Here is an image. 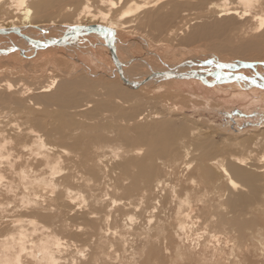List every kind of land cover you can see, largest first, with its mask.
Here are the masks:
<instances>
[{"label":"bare ground","instance_id":"1","mask_svg":"<svg viewBox=\"0 0 264 264\" xmlns=\"http://www.w3.org/2000/svg\"><path fill=\"white\" fill-rule=\"evenodd\" d=\"M263 7L264 0H0V35L24 38L27 46L15 48L24 56L48 47L70 48L82 37L88 41L86 36L103 38L109 61L125 85L103 80L104 95L113 96L110 103L116 110L130 109L121 115L129 117L125 134L135 139L134 145H112L106 153L90 140L83 143L85 135L76 137L79 129L59 133L54 122L37 118L51 109L61 123L81 124L78 117L91 105L76 104L80 81L47 75L49 81L36 89L21 82H0V264H245L248 257L264 264V229L258 224L264 223V135L217 145L210 130L184 128L181 120L186 119L173 113L175 101L171 109L158 100L179 96V91L154 94L156 108L136 115L131 116L136 105L128 104L141 88L160 90L159 84L167 81L197 86L202 81L212 88L228 87L234 95L258 89L264 96L261 79L242 72L264 67V62H229L202 54L167 64L159 55L162 68L156 71L140 62L148 70V77L141 79L135 73L137 61L123 62L114 48L115 35L121 33L136 34L130 44L145 50L152 44L177 48L196 40L211 41L224 33L234 42L255 38L260 43ZM49 11L64 13L42 20ZM52 29L61 30L60 35L47 41L19 34ZM201 62H207L208 71L195 65ZM191 63L198 68L192 69L194 73L199 70L197 75L203 77L179 78L189 73ZM229 68L239 76L225 77ZM130 73L139 79H130ZM205 75L217 76L208 81ZM97 99L89 115L98 113ZM12 113L21 114L26 122L17 121ZM129 139L127 144H132ZM63 140L67 147L55 142ZM108 160L114 163L108 166Z\"/></svg>","mask_w":264,"mask_h":264},{"label":"rangeland","instance_id":"2","mask_svg":"<svg viewBox=\"0 0 264 264\" xmlns=\"http://www.w3.org/2000/svg\"><path fill=\"white\" fill-rule=\"evenodd\" d=\"M63 13L64 11H61L58 15V13L55 14L53 11H49L48 17L43 18L42 20L53 19V17H56L57 15L60 16ZM70 29H72V27ZM60 32L61 30H57V29H52L46 33H41V31H38V30H31L30 32H26V33L23 31H19V34L21 35L29 34L35 37L36 39L40 38L41 40L42 39L52 40L53 38L58 37L60 35ZM123 34L121 33L119 36L115 35V40H114L115 52L117 53V55L120 56L121 59L125 60V61L123 60V62L128 61L127 63L129 64L131 63L132 59H133L132 63L134 61H137L136 63L138 65V69H136L135 73L141 79L148 77L147 76L148 70L147 68L140 66L142 65L141 63L148 64L150 67L153 68L154 71H156L157 67L162 68L160 62L158 61L159 55H160L159 58L161 60L163 58L162 60L163 62L165 63L168 62L167 64L169 63L171 64L172 61L178 60L180 58H183L185 60V59L191 58L192 55L201 56L202 54H203V57L213 56L215 58L224 59L225 61H229V62H232V61L233 62H239V61L247 62L249 60H256L258 62H264V42H263L264 40L259 43V41L255 40V38H254V41L253 40L248 41L247 39H245L248 42H237V41L234 42L231 34L229 36L228 33H224L220 35L221 37L217 38L219 39V41H216L217 39H212L213 41L212 40L211 41L196 40L193 43L192 42H189L187 44L182 43L185 45L184 46L179 45L177 46V48L174 46H169L168 48L161 47L162 49L152 44L151 45L152 48L146 47V50H145L144 49L145 46H142V49H141V46L138 43L132 44V45L130 44V43H133L132 42L133 39L137 40L138 37L136 34L132 33L133 36L131 34H128L127 36H125L126 34L124 35ZM152 34L154 35V37L157 36V33L155 34L153 32ZM158 37L159 36H157V38ZM86 38H88V41H83V37H82L81 39L78 40L80 43H78L77 45L70 46V48L69 46L48 47V48L42 49L41 51L37 53H34L32 51L31 55L26 54L29 57L27 58V56H24V54L19 53L18 51L15 50V48L18 47L19 44H20L19 47H22L24 45L27 46L28 43L23 42L24 38L18 36L15 33H12L10 37H7V38L0 35V52L2 51L0 53V82L2 83V81L4 82L6 80L14 84H18V82L19 83L21 82V84L25 86H28L32 89H36L41 84L45 83L46 81H49L50 77H56L55 75H57L58 79L62 81L65 80L64 82H72L76 84L77 81H80V83H83L82 84L83 88L82 86L77 84L78 85L77 92L75 93V95H77V97L75 98L77 102L76 104L84 105L85 103L89 102L92 107L95 104L94 102L95 99L98 98L97 102L98 100H100L101 105L100 104L98 105L99 111L95 116L91 114L89 115V111L91 108L90 107L87 113L80 115L78 117L80 118L79 120L81 121V124L77 123V120H75L65 125L60 122L59 117L56 114H50V112L52 111L51 109H47V111L37 114V118L41 122H47V121L54 122L55 126L53 128L59 133H63V132L66 133L67 129H73L74 131L76 129H79L77 131L78 133L73 131L74 133H77L76 137L81 138V136L85 135L84 137H82L84 138L82 140L83 143H87L90 140V142H92V145L94 143L93 145L94 147L97 146L95 147L96 149L98 148L99 151H104L106 153L108 152L109 148L112 147V145L114 147L119 146V145L122 147L123 146L126 147L127 145L128 146L134 145L133 141L135 139H133V141L132 139L130 140L128 135L125 134L126 131L124 130V127H123L124 125L128 123L127 121L129 117H123L122 115H124L123 113H126V111L130 113L129 111L130 109L123 108V109L116 110L113 104L110 103V99L114 100L113 96H110V99H109L108 96L104 95L105 93L104 84L106 80L109 81L110 78L115 79V76H116L117 80L110 79V81L117 82V85L120 87L124 84L118 78L119 76L118 73L114 71L115 67L113 66L112 63H110L111 61H109L110 56L108 54L107 49L103 45V40H102L103 38L101 39L99 34H97L96 37L86 36ZM99 38L101 39L102 42L100 41ZM116 41H118V44H120V46L116 44ZM218 42H221L222 44H218ZM243 43H245V45ZM216 44H218V46ZM88 45H91L94 49H91ZM206 45H208L211 48H207ZM212 45L217 48H214ZM187 50L189 51V53L187 52ZM249 50L250 51L253 50V52H250ZM202 51L203 53H201ZM208 67L209 66L203 67V68L198 67V68L200 70L202 69V72L204 73L205 69L207 70ZM126 68L127 67H124V69ZM188 68L189 69L186 72L198 74L199 70L195 71V73H194V70H192V69H195V70L198 69L196 66H190ZM210 68L212 69L213 67L211 66ZM232 70H233L232 68H229L225 71L229 73L235 72V70L233 71ZM242 72L251 79H253L254 77L261 79V81L260 82L258 81V83L264 85V67L256 66V67H253V69H249L246 71L243 70ZM136 74L130 73L129 74L130 79L132 78V80H138L139 78L135 76ZM47 75H52V76L49 77ZM208 75L204 76L207 78L209 77L208 81H210L211 79L217 76V75H214V77L212 78L211 76H208ZM101 77L102 79H100ZM103 80L105 82H103ZM85 81H88V84H86ZM99 82H100V85H99ZM200 82H201V85L197 86L195 85V83L186 82V81L185 82L167 81V82L159 84L158 89L161 88L160 90L153 89L154 91H149V90L147 91L141 88L139 91L135 93L136 96L133 97L132 100L128 103V104L136 105V107L134 108L135 110H133V114H131V116L139 114L140 112L146 109L154 110L156 106L155 104H153L154 103L153 101H154V98L157 97V96H154V94H159V95H161L162 93L173 94V93H176V91H179L180 92L178 94L179 96H169L171 97L169 98V100L167 99L168 96H165V98L161 96V97H158V100L159 99H160L159 101L164 100V101H161L162 103L160 104L165 105V107L170 106L171 109H172L171 104L173 105V102L175 101L173 107L175 106L176 108H173L172 110L174 111L173 112L174 114L179 115L181 118L186 119V120H181V121H184L183 122L184 128L190 129L193 127V125H196L198 128L201 127L202 129L206 128L208 129V131L210 130L213 142L216 143L217 145H222L224 143L226 144L241 143V142H244L246 139L249 141L253 138H256V137L258 138L259 136L264 135V96H262L263 90L261 91L257 89L256 91H249L246 89L244 90L242 89L241 95L240 94L234 95L232 91L228 89V87H226L225 89H221L218 87L212 88V84L210 85V84H204L202 81ZM96 85L97 87L98 86L99 87L97 88ZM102 88H104V90ZM34 96H37V93H34ZM177 97H180V99L177 100L176 99ZM13 109L14 107H11V111H13ZM66 111L69 112V110H66ZM11 115H13V117L16 118V120L19 122H22L21 120H23L24 123L26 122L25 117L24 116L22 117V115L19 113H12ZM87 122H88V125H86ZM95 127H97V129ZM120 131L123 134H121ZM87 134H90V138L86 136ZM112 135L114 138H116V136L118 135L117 136L118 138L114 140L112 138ZM109 137L111 138L110 139L111 141L109 140ZM127 139H129L132 144L130 143L127 144L126 142ZM49 142H53V141H49ZM55 142L64 147L68 146V143L65 140H63V142H57V141ZM115 142L119 144L117 145ZM233 151L235 150H232V152ZM109 163L111 164L114 162L113 160H108L107 161L108 166H109ZM104 190H105V186L101 185L99 189V193L103 194ZM116 197L119 198L120 196H116ZM1 203H2V207L4 208L5 202L3 201ZM0 213H3V212H0ZM5 214L7 215V213H4V215ZM4 220L5 219H3V221ZM258 224L262 229H264V223L258 222ZM2 226L0 228H2ZM0 236H2V234H0ZM245 264H263V263L258 262L248 257L247 260L245 261Z\"/></svg>","mask_w":264,"mask_h":264},{"label":"water","instance_id":"3","mask_svg":"<svg viewBox=\"0 0 264 264\" xmlns=\"http://www.w3.org/2000/svg\"><path fill=\"white\" fill-rule=\"evenodd\" d=\"M186 65V64H185ZM195 65H198V67H205V66H209L208 64H207V62H201V63H198V64H195ZM187 66H193V64L191 63V64H187ZM186 66V67H187ZM210 66H213L212 64L210 65ZM215 69H218V68H215ZM232 75H236V76H239L238 74H236L235 72H231V73H229V72H227V74H225V77H227L228 79L230 78V76H232ZM243 75V74H242ZM244 76V75H243ZM203 77V75H197V74H193V73H188V74H181V75H179V78H182V79H185V78H196V79H198V78H202ZM233 77V76H232ZM246 77V76H245ZM248 80H250L248 77H246ZM256 86H258V85H256ZM259 87L260 88H262V89H264V87H262V86H260L259 85Z\"/></svg>","mask_w":264,"mask_h":264},{"label":"crops","instance_id":"4","mask_svg":"<svg viewBox=\"0 0 264 264\" xmlns=\"http://www.w3.org/2000/svg\"><path fill=\"white\" fill-rule=\"evenodd\" d=\"M211 81V80H210Z\"/></svg>","mask_w":264,"mask_h":264}]
</instances>
